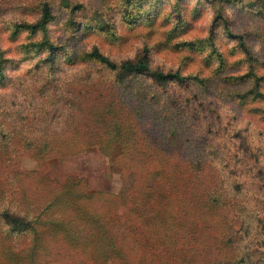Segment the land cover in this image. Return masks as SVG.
I'll use <instances>...</instances> for the list:
<instances>
[{
    "label": "rangeland",
    "instance_id": "obj_1",
    "mask_svg": "<svg viewBox=\"0 0 264 264\" xmlns=\"http://www.w3.org/2000/svg\"><path fill=\"white\" fill-rule=\"evenodd\" d=\"M93 48L117 65L146 56L148 69H110ZM157 70L184 80L157 81ZM146 157L160 161L150 173L181 170L205 258L264 264V0H0V181L34 188L20 201L28 208L61 189L68 202L61 215L60 201L44 211L35 236L10 240L19 259L102 264L106 241L131 255L121 230L89 232L74 216H110L129 210L135 194L152 198V189L134 188ZM20 172L48 184L10 186ZM151 252L166 264L162 237Z\"/></svg>",
    "mask_w": 264,
    "mask_h": 264
},
{
    "label": "trees",
    "instance_id": "obj_2",
    "mask_svg": "<svg viewBox=\"0 0 264 264\" xmlns=\"http://www.w3.org/2000/svg\"><path fill=\"white\" fill-rule=\"evenodd\" d=\"M49 15V5L44 3L41 17L38 22V26L41 29H44ZM227 33L233 37H237L242 47L246 48L241 36L232 34L229 30H227ZM48 48L50 51L55 49L52 44H49ZM89 55L110 69H119L128 73L145 72L149 65L146 56L136 61H124L120 65H117L107 56L102 54L97 48H93ZM153 76L160 82L184 80V77L177 72L170 71L162 72L157 70L153 72ZM49 145L48 142L45 143V149H47ZM51 145L53 146L52 143ZM137 161L140 164V168L134 172L136 177L134 188H143V190L152 189L154 193L152 198L144 193L135 194L134 203H132L133 206L129 210L125 212L122 211L121 213L118 212L110 216H103L100 213H85L87 214L86 217L80 215L74 216L77 219L76 221H80L81 218L84 221H87L88 227H83V229H87L89 232H92L93 228H99L104 232L106 231V233H115L121 230V234L129 236L130 241L132 242L130 243L133 251L132 254L126 255L121 248L117 249L112 246L110 247L111 243L107 242L106 239V242L104 243L105 250L103 249V251H101V255L104 257L102 264H126L128 259L130 261L137 260L143 264H154L151 252V240L159 239V237H162L166 244V264H219L220 262L225 264L226 261L219 260L218 257L213 258V256L209 257L208 255L207 258H205L203 255V241L196 236L197 232L195 230L196 228L198 231L200 226L199 224L197 225L194 220H189V216L193 213L189 210L190 203L188 202V198L184 197L185 184L181 170H174L166 176L159 170L150 173L145 169H150L147 166L153 164L155 161L160 165L159 159L146 157ZM123 168L126 167L123 166ZM14 170L17 171L16 169ZM17 174L21 177H14L10 181V186H13L18 182L24 183L29 179H32L33 183L48 184L45 183L47 182L45 181L47 179L42 176H38L37 180H34L30 173L20 172ZM2 178L4 180V176H2ZM66 184H69L66 187L67 189L72 182ZM32 190H26V188L24 189L22 186L18 187V185H16L15 190L10 188L6 190L4 189V182L0 181V264H6L9 259H12L11 257L14 259L16 258V261H18L15 262V264H33L32 262L21 261L19 259L21 255L17 253L20 251L12 250L10 240H13L18 236L25 237L27 234H34L35 236V225L39 224L42 216H44V211L49 212V210L53 208L54 210H57L55 205H57L59 201L62 202L63 207L59 210L60 215L63 213V210L65 212L67 208V190L65 189H61V192L54 194L50 199L47 198V201L44 202H42V196L39 194L40 199L36 201L41 200L42 203L33 202V200L28 203V205H33V208L22 206L20 202L22 197L24 199H32ZM6 192L11 193L17 200H19L14 206L18 209L12 208V206L9 205V202L6 201ZM79 195H81L80 190L71 193V197H79ZM88 195L90 194L88 193ZM146 198H149V200H146ZM71 202H74V199H72ZM34 208L41 209L40 213H29V211ZM73 211L77 214L79 212L76 204ZM97 214L99 215L97 216ZM47 222L52 223L50 219H48ZM161 234L163 235L160 236ZM90 242L94 248L95 242L91 239ZM34 245L33 242L28 246L29 253L34 252L37 248ZM123 248H125V245ZM211 253L215 254L214 252ZM52 255L53 254L51 253V256ZM32 261L35 262L33 259Z\"/></svg>",
    "mask_w": 264,
    "mask_h": 264
}]
</instances>
